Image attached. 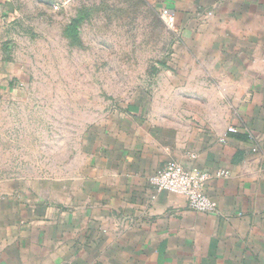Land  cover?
Segmentation results:
<instances>
[{
  "label": "crops",
  "instance_id": "obj_1",
  "mask_svg": "<svg viewBox=\"0 0 264 264\" xmlns=\"http://www.w3.org/2000/svg\"><path fill=\"white\" fill-rule=\"evenodd\" d=\"M151 1L175 13L166 81L184 91L167 96L187 107L136 98L91 132L71 177H0V264H264V0ZM17 14L0 0V24ZM15 64L0 74L15 81ZM171 160L229 171L206 185L218 213L153 189Z\"/></svg>",
  "mask_w": 264,
  "mask_h": 264
},
{
  "label": "rangeland",
  "instance_id": "obj_2",
  "mask_svg": "<svg viewBox=\"0 0 264 264\" xmlns=\"http://www.w3.org/2000/svg\"><path fill=\"white\" fill-rule=\"evenodd\" d=\"M57 1L16 0L0 24V61L16 60L15 81L0 74V177H71L91 132L136 98L187 107L168 100L184 91L166 81L176 37L151 0Z\"/></svg>",
  "mask_w": 264,
  "mask_h": 264
},
{
  "label": "built area",
  "instance_id": "obj_3",
  "mask_svg": "<svg viewBox=\"0 0 264 264\" xmlns=\"http://www.w3.org/2000/svg\"><path fill=\"white\" fill-rule=\"evenodd\" d=\"M66 0H58L55 9H59ZM161 15L167 25L173 30L176 41L179 42L181 35L176 27L175 13L169 8H163ZM229 132H237L236 127H229ZM226 138H221L225 142ZM229 171L218 169L215 173L198 168L188 169L183 163L171 160L162 168L150 176L151 186L157 192L167 191L183 196L189 207L200 213H218L217 202L206 192V185L213 177L228 176Z\"/></svg>",
  "mask_w": 264,
  "mask_h": 264
},
{
  "label": "trees",
  "instance_id": "obj_4",
  "mask_svg": "<svg viewBox=\"0 0 264 264\" xmlns=\"http://www.w3.org/2000/svg\"><path fill=\"white\" fill-rule=\"evenodd\" d=\"M79 21H80V19H75V23H79ZM71 28H72V26H71Z\"/></svg>",
  "mask_w": 264,
  "mask_h": 264
}]
</instances>
